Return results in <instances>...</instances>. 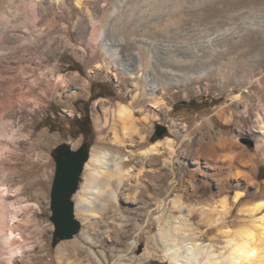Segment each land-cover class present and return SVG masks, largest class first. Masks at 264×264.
Returning <instances> with one entry per match:
<instances>
[{
    "label": "rangeland",
    "instance_id": "obj_1",
    "mask_svg": "<svg viewBox=\"0 0 264 264\" xmlns=\"http://www.w3.org/2000/svg\"><path fill=\"white\" fill-rule=\"evenodd\" d=\"M182 1L185 5L191 6L188 9L186 20H190L194 24L180 30H171L168 32L170 34L167 37H171L172 41L177 44L190 45L193 52H196L202 46L201 44L207 41L211 43L212 52L214 48L223 50V55L216 54L211 57L214 60L213 67L218 68V76L216 81L207 87V90L203 89L200 93L193 90L187 92L186 95L185 93L181 94L180 97L174 98L171 108L168 111L165 110V113H162L159 119L141 126L147 129L144 130V134L148 135V143L136 149L138 158L134 161L131 157V149L134 148L129 146L114 147L107 139L111 135H108L105 129L101 127L103 118H100L99 121V116L102 115L100 102L109 103L113 106L118 104L128 105L129 96L125 94L122 85L113 76L104 77V67L87 66V55H84L87 50L81 48L83 46L72 30L74 22L60 20L53 24V30L51 29L50 33L43 37L45 41H49L50 48L48 46V50L38 49L34 43L33 47L30 46L33 49V68L38 70V74L40 69L51 68L47 65L48 60H50L51 64L58 66L56 68L60 73L68 77L78 73L80 80L72 82L74 84L70 89L72 94L68 93L62 100L55 95L52 87L55 80H51V85L48 88V91L51 88L48 92V99L46 98L40 104L41 106H38L33 116L25 119L26 127L24 133L18 135L19 140L13 155L14 160H6L8 162H5V165L0 168L2 172L14 168L12 169L14 173L8 179L7 186L11 189H20L16 196L0 199V230H12L17 235H21L23 239H21L22 244L17 240L18 246L15 245V249L13 247L16 251L17 249L23 250L20 253L21 256L14 259V264H141V260H144L143 264H172L164 253L163 246L169 249L170 253L171 251L175 252L178 247L176 245L174 247V241L173 244L165 243L163 245L162 241L158 240L159 234L164 231V236L170 226L177 224L179 218L183 217V220L188 221L190 213H192L190 211L193 209V212L197 213L196 210L199 208L200 203H218L225 195H228L230 202H233L238 190L232 183L238 181V179L235 181L234 179H228L226 182L228 189L222 191L220 187L222 185H219L218 180L219 178H227L230 170L224 168L222 176L215 174L218 171L215 169L219 166L226 167V164L225 162L213 164L208 159L206 148L216 145L215 136L217 132L221 131L226 137H232L235 133L234 125L219 117L220 108H228L226 109L228 116L235 109L231 98L243 92L240 88L241 85L237 82L240 74V68L237 67H241V64H243V57H254L248 55L254 51L257 54L252 58L254 60L252 66L262 67L258 70L260 75L257 79L261 86L264 85V0ZM172 3H174L172 0H127L126 5L120 8V14L116 17L118 20L117 36L121 40L128 37L126 35L131 32L128 31L131 30V25H135L138 21L140 23L149 10L156 16L165 17L162 11L171 6ZM115 8L118 9L119 7L115 6ZM168 10H171V8H168ZM22 33L19 31V34ZM217 36L219 42H216ZM152 37H156L157 40L165 38L157 35ZM93 40L90 44L91 47L95 44V40L94 42ZM47 51L48 54H46ZM21 66V64L17 65L14 72L11 70L6 71L5 75L10 77L14 74L21 78L18 70ZM95 69L100 72L98 75L94 73ZM222 81L225 82L224 85ZM92 84L96 85V94L101 93L102 90L99 87L102 85L103 93L106 96L91 102ZM39 87H44V85L37 86L36 95L39 94ZM85 110L89 112L93 123L94 138H85L72 123V120L75 117H81ZM137 116L140 119L143 118L140 113ZM172 121H175L181 127L186 126V130L175 132ZM159 126L166 129V133L162 136L157 135ZM169 138L173 142L172 149L167 147ZM240 138V144L246 147L245 151L255 157V167L254 169H246L250 172L252 186L247 185L245 180H241L240 186L242 187L240 191L247 192L248 197H245L242 202L235 206L231 221H241L238 214L242 203L248 200H250L249 204L260 201L262 199L259 196L264 192L262 189L259 191L260 193L254 195L257 187L264 185L263 151L257 149L256 139L249 136ZM157 142L162 145V154L158 164H154L152 159H145L142 152ZM63 144L68 145L73 150H78L86 144L91 147L90 154L93 148L116 153V155L121 154L123 158L128 159L125 166L122 164L123 168L126 170L132 169L131 172L134 175L139 173L138 170L143 164L147 169L153 168L150 175L154 176L156 173L155 175L158 174L157 177L161 175L160 177L163 179L160 182L158 177V182L155 181L161 186V192L163 193L164 204L160 211L148 213V209H143L145 201H149L154 197L150 190H146L143 194L144 198H141V196V200L139 199L137 202H125L123 198L125 199L126 194L118 195L116 199L112 198L107 194V192L112 193V189L106 187L108 176L99 174L98 176L101 175L102 177H97L92 187V191H96V193L90 194L91 203H89V212H87L89 215L88 223L81 222L82 219L78 217L77 219L82 223L80 233L73 239L61 240L54 246V225L50 220L51 189L56 171L55 150ZM198 148H201V151L197 153L195 150ZM178 154L181 156L179 159ZM218 154H222V150ZM196 157L200 158L199 165L201 167L195 164L198 161L195 160ZM205 163H210L208 165L210 168L205 167ZM107 164L106 167L102 168L104 173H109L115 169L112 160L108 161ZM197 168L199 171L196 172ZM84 174L85 171L82 175L79 190L84 182ZM148 179H143V183L149 185L148 187L151 189V181ZM155 182L153 181L152 186ZM192 183L195 189L192 188ZM131 192L127 193L131 194ZM176 199L180 200L181 205L185 207L184 212L175 209L174 201ZM14 202L17 203V208L13 210L10 207ZM155 208L153 207L154 210H156ZM159 217L164 219L161 226L157 223ZM201 217L197 213L196 218L190 221L194 227L198 228L200 242L208 244L218 230L215 229L206 233L207 226L200 225ZM234 223L238 225V222ZM83 232L90 233V243L81 238ZM79 239L84 244L82 249L76 245ZM184 254L186 258L191 255L189 252Z\"/></svg>",
    "mask_w": 264,
    "mask_h": 264
},
{
    "label": "bare ground",
    "instance_id": "obj_2",
    "mask_svg": "<svg viewBox=\"0 0 264 264\" xmlns=\"http://www.w3.org/2000/svg\"><path fill=\"white\" fill-rule=\"evenodd\" d=\"M172 2L174 3L171 6L162 11L165 17L156 16L149 10L143 16V21L131 25V30H128L131 32L126 35L128 37L121 40L117 36L118 20L116 17L120 14V8L126 5L127 0H0V168L5 165V162H8L6 160H14L13 155L19 140L18 135L24 133L26 127L25 119L33 116L38 106L46 100L48 92L51 90L50 88L48 91L51 80H55L52 87L55 95L61 100L71 93L70 89H72L74 81L80 80L78 73L69 77L63 75L56 68L58 66L51 64L50 60L47 62L50 69H40L38 74V70L33 68L34 57L31 48L33 43L38 49L48 50L49 41H45L43 37L47 36L53 24L60 20L74 22L72 30L75 32L77 40L82 44L81 48L87 50L84 53L85 56L87 55V62L85 61L87 66L104 67V77L113 76L122 85L125 94L129 96L128 105L113 106L100 102L102 115L99 116V121L100 118H103L101 127L108 135H111L110 138L107 137L108 141L117 148L128 146L134 148L131 149V157L133 161L136 160L138 158L136 149L148 143V135L144 134V130L147 129L141 126L159 119L165 110L168 111L171 108L174 98L180 97L181 94L185 93L186 95L187 92L193 90L196 93H200L203 89L207 90V87L216 81L219 72L218 68L213 67L214 60L211 57L216 54H224L223 50L215 48V52L214 50L212 52L211 43L208 41L201 44L202 46L196 52H193L190 45L177 44L172 41L171 37H167L171 30H180L194 24V22L186 20L188 9L191 6L185 5L182 0H172ZM115 6L119 8L117 9ZM24 14L27 15L24 16ZM163 19H165L164 22ZM19 31L23 33L19 34ZM154 35L165 38L157 40L156 37H152ZM93 39L95 44L91 47ZM216 42H219L218 36ZM22 47L25 48L21 49ZM255 54L257 53L254 51L248 55L255 57ZM254 57H243V64L241 67H237L240 68L237 82L241 85L240 88L243 92L231 98L235 108L232 114L228 116L226 111L228 108H220L219 117L234 125V135L226 137L221 131L217 132L216 145L206 148L208 159L213 164H218V162L226 164V167L219 166L215 169L218 170L215 174L222 176L224 168L230 170L227 178L218 180L219 185H222L220 186L221 190L228 189L226 184L228 179H234V181L238 179L232 183L238 192L233 202H230L228 195H225L218 203H200L196 210L202 216L200 225L207 226L206 233L218 230L208 244L200 242L198 228L191 224L190 220L197 216L193 209L190 211L192 213H190L188 221L183 220V217L179 218L177 224L170 226L164 236V231L159 234L158 240L162 241L163 245L174 241V247L175 245L178 247L177 250L174 249L175 252L171 251L170 253L169 249L163 246V251L172 264H264V192L259 196L262 200L249 204L250 200L247 199L248 201L242 203L238 214L242 222L230 220L235 206L248 197L247 192L240 191L242 179L247 185L252 184L250 172L246 169L255 167V157L245 151L246 147L240 144V137L249 136L256 139L257 149L262 150L264 155V85L261 86L257 79L260 75L258 70L262 67L252 66ZM19 64L22 65L19 67L20 69L18 68L21 78L14 74L10 77L5 75L8 70L14 72ZM94 73L98 75L100 72L96 70ZM38 85H44V87H39V94L36 95ZM84 86L86 85L84 84ZM139 113L143 115V118H138ZM171 123L175 132L186 130V126L181 127L175 121ZM161 146L158 142L152 144L149 149L142 152V155L145 159L150 158L154 164H158L162 154ZM172 146L173 142L170 139L167 142V147L172 149ZM220 150H222V154H218ZM200 151L201 148L195 150L197 153ZM177 157L179 159L180 154ZM110 160H112L115 169H108L111 171L104 173L102 168ZM195 160H198L195 164L201 167L199 165L200 158L196 157ZM126 161L128 159L123 158L121 154L116 155V153L97 148L91 150L90 159L84 168V182L73 198V200L75 199V214L77 218L82 219L81 222L88 221L90 194L96 193V191H92V187L95 179L101 176H98L99 174L108 176L106 187H110L112 193L107 192V194L112 198L116 199L118 195L126 194L125 199L123 198L125 202H137L141 196L144 198L143 194L146 190H150L154 197L145 201L143 209H148V213L160 211L164 200L162 188L156 182H158V177L160 182L163 180L161 175L157 177L158 174L155 175V173L154 176H151L150 172L153 168L147 169L143 163L140 169L138 168L139 173L134 175L131 172L132 169L123 168L122 164L125 166ZM208 165L210 163H205V167L208 168ZM12 169L14 168L3 170V172L0 169V199L16 196L20 191V189H11L7 186L8 179L14 173ZM197 171H199L198 168ZM143 179L151 181V189H149V185L143 183ZM166 180L168 179L166 178ZM153 181L156 182L152 186ZM110 188L109 190H111ZM192 188L195 189L193 183ZM262 189L264 190V185L257 187L254 195L260 193L259 191ZM129 191H132L131 194L127 193ZM174 204L175 209L181 212L185 211L180 200L176 199ZM153 207H156V210ZM10 208L13 210L17 208V203L14 202ZM163 220L159 217L157 223L161 226ZM234 222H238L239 226ZM81 238L87 243L91 241L89 232H83ZM21 239L22 236L12 230H0V263L14 264V259L20 257V253L23 251L14 250L15 245L18 246L16 241L21 242ZM76 243L77 247L82 249L84 245L82 241L79 239ZM185 252H189L190 257L186 258ZM143 261L141 260L140 263L143 264Z\"/></svg>",
    "mask_w": 264,
    "mask_h": 264
},
{
    "label": "water",
    "instance_id": "obj_3",
    "mask_svg": "<svg viewBox=\"0 0 264 264\" xmlns=\"http://www.w3.org/2000/svg\"><path fill=\"white\" fill-rule=\"evenodd\" d=\"M164 133L166 129L159 126L157 135L162 136ZM90 148L84 144L78 150H73L63 144L55 150L56 171L50 201L54 246L61 240L73 239L81 231L82 223L76 217L73 198L79 190L85 165L90 159Z\"/></svg>",
    "mask_w": 264,
    "mask_h": 264
},
{
    "label": "trees",
    "instance_id": "obj_4",
    "mask_svg": "<svg viewBox=\"0 0 264 264\" xmlns=\"http://www.w3.org/2000/svg\"><path fill=\"white\" fill-rule=\"evenodd\" d=\"M95 84H92L91 87V92H92V96L90 101H94L97 98H100L102 96H106L105 93H103V87L102 85L99 87L101 91V93L96 94L95 93ZM73 126H76L79 130V132L85 137V138H94V129H93V123L90 117L89 112H87L85 110V113L81 116V117H75L72 120Z\"/></svg>",
    "mask_w": 264,
    "mask_h": 264
}]
</instances>
